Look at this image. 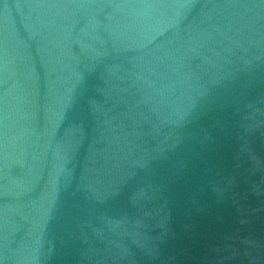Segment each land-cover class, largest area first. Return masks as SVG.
Returning <instances> with one entry per match:
<instances>
[{"label": "water", "instance_id": "95a60500", "mask_svg": "<svg viewBox=\"0 0 264 264\" xmlns=\"http://www.w3.org/2000/svg\"><path fill=\"white\" fill-rule=\"evenodd\" d=\"M0 264H264V0H0Z\"/></svg>", "mask_w": 264, "mask_h": 264}]
</instances>
